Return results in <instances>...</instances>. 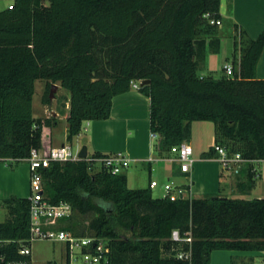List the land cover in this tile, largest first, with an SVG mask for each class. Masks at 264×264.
<instances>
[{"label": "trees", "instance_id": "1", "mask_svg": "<svg viewBox=\"0 0 264 264\" xmlns=\"http://www.w3.org/2000/svg\"><path fill=\"white\" fill-rule=\"evenodd\" d=\"M221 0H13L0 11V160L18 164L33 149L45 155L52 146L54 116L35 118L37 80L46 82L44 104L59 83L70 93L67 140L85 121L111 117L114 97L129 92L132 81L150 80L139 90L150 98V129L159 149L189 141L194 121H211L216 144L239 152L244 193L252 188L250 164L264 160V79L257 65L264 28L251 38L234 24L231 77L199 75L209 41L218 53ZM215 153L214 148L210 156ZM107 154L95 152L90 157ZM44 197L67 202L73 214L63 229L109 239V264H210L217 249L264 251V198L207 195L177 200L154 197L150 189L129 188L124 173L95 169L91 160L53 161L43 170ZM0 254L6 261H31L21 254L30 245L31 201L4 200ZM89 216L79 233L75 216ZM191 232L193 242L174 241L172 231ZM191 245V246H190ZM193 258L178 259L179 249ZM49 264H56L50 261Z\"/></svg>", "mask_w": 264, "mask_h": 264}, {"label": "crops", "instance_id": "2", "mask_svg": "<svg viewBox=\"0 0 264 264\" xmlns=\"http://www.w3.org/2000/svg\"><path fill=\"white\" fill-rule=\"evenodd\" d=\"M11 4L12 2L6 5L5 0H0V11L8 8ZM220 13L222 17V23L218 30V36L221 39L220 51L213 53L208 41L205 62L199 72L201 77L222 78L223 76L214 77L212 72L221 69L225 73L224 66L226 64H232L234 71L238 70L239 57L235 58L234 56L233 36L235 31L233 25L235 23L243 28L251 38H257L264 28V0H221ZM225 23L227 29L223 31L222 26ZM225 41H229V46ZM257 78L264 79V49L257 65ZM38 81H40L38 101L44 115L35 116L33 96V116L35 118L54 116L56 125L50 130L52 146L67 143L70 93L62 91L61 99L59 98L57 101L56 96L50 104H44L46 82L37 80L35 93ZM56 84L61 91L62 86L59 83ZM62 119L66 121L65 134L64 139L58 141L55 127ZM82 131L77 138L85 136L83 140L88 148V156H92L95 152L103 154L123 152L131 159L128 168L124 171L129 188L150 189L154 197L163 198L166 194L164 185L172 182L184 187L187 194L192 197L217 195L242 199L264 198V160L250 162L255 174L252 188L248 193H244L242 191V183L245 181L243 171L239 174L226 171L217 159L216 153L212 156L209 155L216 144L213 142L216 136L214 130L204 121L192 123V137L187 142L193 146L194 163L190 173L182 172L179 165L173 161L171 153L158 148L159 139L156 141L152 139L150 98L139 88L131 87L129 92L114 97L111 117L85 121ZM17 170L11 171L7 167H0V197L4 200L12 196L27 198L30 194L29 167H27L28 189L25 187L24 179L21 177L22 180H19L16 177ZM152 181H157V185L152 187ZM155 191L159 193L158 196L154 195ZM1 206L7 214L4 203ZM6 214H4L5 219ZM1 221L4 219L1 218ZM256 256L261 257L264 264V251L217 249L211 253L210 264H253Z\"/></svg>", "mask_w": 264, "mask_h": 264}, {"label": "built area", "instance_id": "3", "mask_svg": "<svg viewBox=\"0 0 264 264\" xmlns=\"http://www.w3.org/2000/svg\"><path fill=\"white\" fill-rule=\"evenodd\" d=\"M10 7H12L10 5ZM212 24L221 25V19H211ZM226 74L232 76L234 67L232 64L224 66ZM141 81H132V88H139ZM83 129V127H82ZM151 137L154 140L160 138L156 132H151ZM216 157L221 166L226 171L234 174H239L242 167L248 162L241 153L230 152L224 145H214ZM79 149L74 151L73 145L70 142L63 143L59 146L52 147L50 153L45 155L41 150L33 149L30 156L26 159L30 172V194L28 196L31 201V236L30 245L21 248L20 252L23 255L32 257V242L34 240H48L53 242H63L67 247V264H109L111 257V246L109 239L99 238L95 235L85 234L76 235L72 231L63 229L59 223L73 214L72 206L67 202L52 204L45 200L44 197V178L43 169L49 167L51 162L59 161H76L79 158ZM175 161L182 172L190 173L194 163L193 146L183 141L173 145L170 150ZM92 163H99L100 167L112 174H122L128 168L131 159L123 152L107 154L101 157H87ZM157 185V181H152L151 186ZM166 194L164 198L177 200L186 197H191L187 194V190L172 182L164 185ZM174 241L193 242L191 232L182 234L178 229L172 231ZM191 246V245H190ZM175 256L180 260L192 261V249H179ZM0 264H33L31 261L25 262H10L6 261L5 257L0 254Z\"/></svg>", "mask_w": 264, "mask_h": 264}, {"label": "rangeland", "instance_id": "4", "mask_svg": "<svg viewBox=\"0 0 264 264\" xmlns=\"http://www.w3.org/2000/svg\"><path fill=\"white\" fill-rule=\"evenodd\" d=\"M13 2V0H5L6 5H9V3ZM227 29V24L225 23L224 26H222V30L226 31ZM226 44H228L229 46V41H225ZM221 64L223 63V60L220 62ZM201 70H199L200 72ZM208 74V73H207ZM211 75V74H209ZM212 75H214V77H231L230 75L223 73L221 69H218L215 72H212ZM42 81V80H41ZM40 81H38L37 85H36V93L34 95V105H35V116H40V115H44L43 111H41L40 109V105H39V86H40ZM62 91H65L68 93V90H66L65 88L61 87V91L59 88H57V90L54 92V98H56L57 96V101L59 100V98H62ZM53 98V99H54ZM51 116V115H50ZM205 124H208L210 126V128H212V130H214L215 132V136H216V128H215V124L211 121H204ZM65 126H66V121L65 120H60L57 124V126L55 127V133H56V137L57 140H63L64 139V134H65ZM84 132V131H82ZM84 135H82L80 138H77V136L72 140V142H70L73 145V149L75 152H77L80 147H82L83 145H85L84 143ZM156 141V140H155ZM213 142H216L213 140ZM158 148H159V143H158ZM193 156H195V153L193 154ZM99 164L95 165V169L99 168ZM0 167H7L8 169L12 170H16V177L19 178V180H22L21 177L24 179V183H25V187L27 188L29 185V179H28V174H27V167H28V162L27 161H23L21 163L15 164L13 163L12 160H1L0 161ZM1 175V174H0ZM3 175V174H2ZM28 189V188H27ZM1 193V191H0ZM155 196H158L159 193L157 191L154 192ZM4 203V199L0 197V219L2 218V220H5V211L2 209L1 204ZM7 215V214H6ZM89 221V216L86 217H82V216H75L74 217V226H76V231L79 233L83 232H87L84 229L86 228L87 224ZM62 225H64V222H60L59 226L62 227ZM56 262V264H67V247L65 245V243L63 242H53V241H48V240H34L32 242V262L33 264H49V262ZM253 264H263V260L261 257L256 256L255 258V262Z\"/></svg>", "mask_w": 264, "mask_h": 264}, {"label": "water", "instance_id": "5", "mask_svg": "<svg viewBox=\"0 0 264 264\" xmlns=\"http://www.w3.org/2000/svg\"><path fill=\"white\" fill-rule=\"evenodd\" d=\"M148 83H150V80H148V79L144 80V81H141V85H145V84H148ZM57 88H58V85L56 83L51 85V89H50V98H51V100H53L54 92L57 90ZM87 157H88V148H87L86 145H84L81 148L80 152H79V158L80 159H87Z\"/></svg>", "mask_w": 264, "mask_h": 264}]
</instances>
